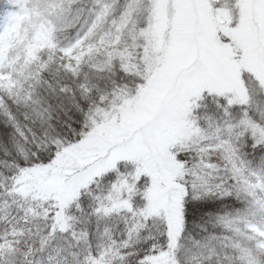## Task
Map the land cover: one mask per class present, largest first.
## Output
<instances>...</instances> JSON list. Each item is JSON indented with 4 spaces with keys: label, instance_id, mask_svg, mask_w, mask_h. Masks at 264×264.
Returning a JSON list of instances; mask_svg holds the SVG:
<instances>
[{
    "label": "snow or ice",
    "instance_id": "obj_1",
    "mask_svg": "<svg viewBox=\"0 0 264 264\" xmlns=\"http://www.w3.org/2000/svg\"><path fill=\"white\" fill-rule=\"evenodd\" d=\"M0 264H264V0L0 3Z\"/></svg>",
    "mask_w": 264,
    "mask_h": 264
},
{
    "label": "trees",
    "instance_id": "obj_2",
    "mask_svg": "<svg viewBox=\"0 0 264 264\" xmlns=\"http://www.w3.org/2000/svg\"><path fill=\"white\" fill-rule=\"evenodd\" d=\"M4 2V0H0V3H3Z\"/></svg>",
    "mask_w": 264,
    "mask_h": 264
}]
</instances>
